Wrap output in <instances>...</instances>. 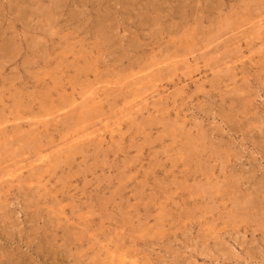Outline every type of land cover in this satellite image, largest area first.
Listing matches in <instances>:
<instances>
[{"label":"rangeland","instance_id":"rangeland-1","mask_svg":"<svg viewBox=\"0 0 264 264\" xmlns=\"http://www.w3.org/2000/svg\"><path fill=\"white\" fill-rule=\"evenodd\" d=\"M263 43L264 0H0V264H264Z\"/></svg>","mask_w":264,"mask_h":264},{"label":"bare ground","instance_id":"bare-ground-1","mask_svg":"<svg viewBox=\"0 0 264 264\" xmlns=\"http://www.w3.org/2000/svg\"><path fill=\"white\" fill-rule=\"evenodd\" d=\"M183 18V17H182ZM261 18V17H260ZM262 27V26H261ZM257 34V33H256ZM202 38V37H201ZM257 40V39H256ZM213 43V42H212ZM264 44V43H263ZM10 47V46H9ZM231 54V53H230ZM235 54V53H234ZM125 58V57H124ZM238 91V90H237ZM237 104V103H236ZM115 105V104H114ZM137 111V110H136ZM115 113V112H114ZM162 114V113H161ZM109 116V115H108ZM107 117V116H106ZM35 121V120H34ZM60 121V120H59ZM82 125V124H81ZM92 133V132H91ZM89 134V133H88ZM85 136V135H84ZM79 137V136H78ZM26 138V137H25ZM81 139V138H80ZM97 143V142H96ZM85 144H86V142H85ZM68 149V148H67ZM63 151V150H62ZM69 152H70V150H69ZM196 154H197V152H196ZM207 160V159H206ZM73 162V161H72ZM65 166V165H64ZM36 168V167H35ZM34 168V169H35ZM19 177V176H18ZM96 177V176H95ZM24 182V181H23ZM254 200V199H253ZM54 209V208H53ZM48 213V212H47ZM53 213V212H52ZM57 226H58V224H56ZM90 247V246H89ZM76 252V251H75ZM108 252V251H107ZM87 254V253H86ZM116 256V255H115ZM117 258V257H116ZM115 259V258H114ZM115 262H116V260H115ZM114 263V262H113ZM100 264V263H99Z\"/></svg>","mask_w":264,"mask_h":264}]
</instances>
